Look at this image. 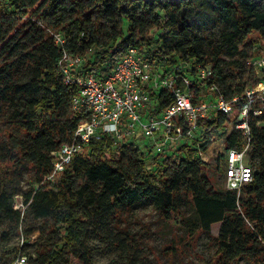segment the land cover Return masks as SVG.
Returning <instances> with one entry per match:
<instances>
[{"label": "trees", "instance_id": "trees-1", "mask_svg": "<svg viewBox=\"0 0 264 264\" xmlns=\"http://www.w3.org/2000/svg\"><path fill=\"white\" fill-rule=\"evenodd\" d=\"M212 1L227 28L223 39L245 60V80L241 72H222L215 48L202 51L192 23L197 0H0V216L8 223L0 234L19 230L24 216L43 222L21 227L26 264H72L71 258L94 264L84 247L91 225L109 216L117 220L123 210L145 200L163 221L177 214L185 222L181 207L187 203L196 223L193 232H185L188 241L220 222L207 264H233L241 257L264 264V111L248 112L246 160L253 173L239 192L215 189L201 155L221 138L225 150L245 146L242 130L235 128L243 102L229 114L202 121L194 141L179 153L152 155L155 164L147 161L149 149L134 141L114 145L104 136L91 140L54 181H44L51 152L69 142L83 120L71 110L78 88L63 81L57 65L62 49L51 32L62 33L69 53L84 56L83 75H106L133 45L145 49L158 68L181 59L211 65L218 87L230 99L258 81L246 61L259 43L252 33L264 38V0ZM151 96L159 109L172 100L164 89ZM24 170L32 171L34 180L23 189ZM16 194L22 196L23 210L13 205ZM47 232L58 240H37ZM18 247L11 254L0 251V264L8 263Z\"/></svg>", "mask_w": 264, "mask_h": 264}, {"label": "built area", "instance_id": "built-area-1", "mask_svg": "<svg viewBox=\"0 0 264 264\" xmlns=\"http://www.w3.org/2000/svg\"><path fill=\"white\" fill-rule=\"evenodd\" d=\"M51 35L62 49L57 65L64 83L78 88L71 99V110L82 115L83 120L73 130L72 139L51 152V170L44 181H54L91 140L104 136L116 145L135 142L139 132L148 138L146 149L153 156L180 151L194 141L202 121L219 113L229 114L238 102H243V106L235 128L242 130L246 144L241 149L225 150L224 177L227 188L238 192L252 180L253 169L246 160L250 141L247 120L249 110L254 116L264 111V38L255 46L257 54L246 61L258 81L241 95L226 99L209 64L181 59L158 68L146 58L145 49L130 45L106 75L99 76L94 71L83 75L79 69L84 56L65 49L62 33L52 31ZM159 89L172 95V100L160 109L151 96ZM20 207H23L22 199L17 208ZM23 243L21 234L19 247L6 264H26L28 256L21 248Z\"/></svg>", "mask_w": 264, "mask_h": 264}, {"label": "rangeland", "instance_id": "rangeland-1", "mask_svg": "<svg viewBox=\"0 0 264 264\" xmlns=\"http://www.w3.org/2000/svg\"><path fill=\"white\" fill-rule=\"evenodd\" d=\"M197 1L200 3V7L192 23L202 51L211 53L212 48H215V51L220 53L218 62L224 74L236 75V72H241L244 74L243 80L247 79L245 60L234 48L229 47L222 37L227 28L221 22L213 1ZM252 36L260 42L261 39L255 32L252 33ZM255 52L257 54L256 49ZM3 127L0 123V129ZM134 139L142 150H146L148 138L137 132ZM175 153H179V151L176 150ZM165 154L162 153V155ZM147 158V161L151 160V164H155L157 161L152 156V152H149ZM202 159L206 162L205 169L214 188L217 190L227 189L224 177L225 142L223 138L210 145L208 150L202 153ZM33 180V172L24 170L19 179V187L27 188ZM21 199L20 194L13 196L15 208ZM181 208L183 212L181 216L186 217L185 222L177 214H172L168 221L161 220L149 200L134 204L129 210H123L117 220L109 216L105 221L101 220L91 225L88 236L84 240V247L90 250L91 260L94 264H207L214 246L211 237L217 235L220 222L213 223L209 232L199 233L194 241H188L185 239V232L187 230L193 232L196 229L195 217L187 203ZM20 209L23 210V207ZM23 213L24 211H22ZM42 223L31 216H24L19 230H12L7 236L5 233L0 234V251L13 253L14 248L19 245L21 229L25 225L41 227ZM7 228V220L0 216V233L6 231ZM58 238L57 234L47 232L37 240L52 243ZM173 247L177 248L173 250ZM26 250L31 252L33 247H27ZM71 263L82 264L76 258H71ZM54 264L63 263L59 260ZM233 264L252 263L248 258L241 257Z\"/></svg>", "mask_w": 264, "mask_h": 264}]
</instances>
